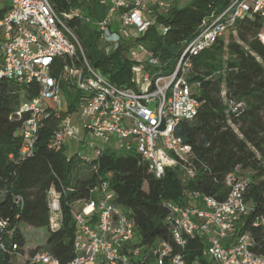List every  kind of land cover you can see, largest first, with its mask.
<instances>
[{
  "label": "built area",
  "instance_id": "1",
  "mask_svg": "<svg viewBox=\"0 0 264 264\" xmlns=\"http://www.w3.org/2000/svg\"><path fill=\"white\" fill-rule=\"evenodd\" d=\"M104 1L105 14L94 26L98 39L107 43L115 14L126 30L122 38H136L152 27L153 18L166 17L175 4V0ZM76 6H71L70 0H0V79L38 88L37 95L21 101L15 113L20 121L16 132L21 139L19 155H30L42 123L52 113L65 110L61 84L66 83L83 94L75 112L78 127L72 119L74 113L64 115L49 139L50 149L65 146L66 141L76 140L79 132L85 130L101 142L99 147L93 146L89 156L81 158L85 161L97 158L104 148L136 154L155 179H161L168 168L178 170L182 183L195 178L199 171H209L191 146L175 135L176 126L182 121H193L199 108L195 92L199 84L187 80L192 60L217 40L230 32L234 34L236 20L250 9L261 18L257 38L264 47V0H234L221 13L203 19L168 74L159 69L157 57L145 44L134 43L127 49L132 75L137 79L131 80V87L114 85L90 65L70 23L80 19L90 25L91 20L83 17ZM156 31L164 34V25L158 24ZM103 49L106 54L115 50L107 45ZM76 56L80 57V64L74 63ZM154 69L156 76L152 74ZM221 98L226 124L240 137L235 120L244 113L246 105L227 98L224 89ZM241 172L236 167L226 174V194L222 199L185 191L188 204L165 202L170 240H157L151 246L141 244L132 212L117 203L107 182L100 183L91 190L94 198L70 204L76 229L75 256L65 264H145L151 255L156 264H186L182 251L195 237L203 244L204 263L191 264H264V255L252 251L250 235L236 234L239 223L252 211V205L245 201L250 178ZM47 205L50 218L61 216L59 194L53 188L47 193ZM256 223L264 225V218ZM17 250L13 229L0 217L1 258L9 257L11 264L14 257H20L22 264H61L47 251L24 258Z\"/></svg>",
  "mask_w": 264,
  "mask_h": 264
},
{
  "label": "trees",
  "instance_id": "2",
  "mask_svg": "<svg viewBox=\"0 0 264 264\" xmlns=\"http://www.w3.org/2000/svg\"><path fill=\"white\" fill-rule=\"evenodd\" d=\"M234 0H190L181 8H174L166 17L152 19V27L141 37L120 38L114 51L106 54L98 48L96 32L80 19L70 23L77 35L90 65L117 86L131 87L132 61L127 49L142 42L157 57L161 71L172 70L201 21L219 14ZM79 0H70L77 5ZM3 10H0V18ZM163 24L164 34L156 31ZM262 21L250 9L236 20L228 39H219L208 50L192 60L187 80L199 84L195 90L199 108L191 122H180L175 135L190 145L197 158L209 167L199 171L195 178L182 183L178 170L168 168L161 179L147 172L146 164L136 154L114 156L102 152L88 161L67 156L65 147L50 149L49 139L60 119L77 111L83 94L73 86L62 83L65 110L52 113L40 129L32 153L21 157V139L17 136L20 121L15 118L21 101H29L38 93L34 84L17 86L0 79V217L13 229L18 253L31 258L37 252L47 251L61 264L71 261L75 254L73 241L75 223L70 204L77 200L94 198L91 190L107 182L116 195L117 203L132 212L135 231L142 245L151 246L157 240H170L165 219V202L188 204L185 191H198L222 199L226 194L223 180L226 174L239 167L248 172L250 183L245 201L252 211L237 226L236 234L248 233L253 242L252 251L264 255V225L256 223L264 218V47L257 35ZM74 63L80 64L79 56ZM155 70V69H154ZM152 72L156 76V72ZM227 98L243 101L244 113L235 120L239 135L226 124L221 91ZM25 116V115H24ZM53 188L59 194L61 226L49 227L47 193ZM46 229L48 237L43 246L28 245L23 228ZM200 238L188 240L182 251L186 264L204 263ZM0 264H11L10 258L0 257Z\"/></svg>",
  "mask_w": 264,
  "mask_h": 264
},
{
  "label": "rangeland",
  "instance_id": "3",
  "mask_svg": "<svg viewBox=\"0 0 264 264\" xmlns=\"http://www.w3.org/2000/svg\"><path fill=\"white\" fill-rule=\"evenodd\" d=\"M190 0H175L174 8H181L185 6ZM80 11L81 15L83 17H88L91 20V24L89 25V32H96L95 30V24H97L101 18L104 16L106 11V2L104 0H79L77 6ZM112 36L109 38V42L102 41L100 39H97V46L98 48H102L103 46L107 45V48L115 49L117 46V43L120 41L119 39L123 37V32H126L124 30L119 22L118 15H114L112 17V27L110 28ZM96 36L98 38V34L96 32ZM229 34H227L224 37V40L228 39ZM143 71L141 72V75H143ZM169 71L165 70L163 74H168ZM131 80L136 82V76H131ZM146 85V83H145ZM62 99L64 101V95H62ZM50 103V102H49ZM73 114V113H72ZM77 113L74 112L72 115V119L74 121V124L78 126L77 121ZM81 141H84L83 143ZM101 145L100 139L93 137L90 133L86 132L85 130H82V133L79 132V136L76 140H68L65 142V154L67 156H73L76 155L77 158L87 157L91 154L93 146L99 147ZM104 153H112L114 156H121L124 153L123 152H114L112 150H105L103 148ZM241 174L245 177H249L248 172H241ZM51 219V220H50ZM58 226H61V216L53 215L51 218L49 217V227L51 229H55ZM23 234L25 237V241L29 242V246L32 245L36 246H43L45 243L48 232L46 229H30V228H23ZM12 264H22V260L20 257H14L12 259ZM145 264H156L154 255L146 257Z\"/></svg>",
  "mask_w": 264,
  "mask_h": 264
},
{
  "label": "crops",
  "instance_id": "4",
  "mask_svg": "<svg viewBox=\"0 0 264 264\" xmlns=\"http://www.w3.org/2000/svg\"><path fill=\"white\" fill-rule=\"evenodd\" d=\"M176 3V2H175ZM77 121H78V118H77ZM76 125V124H75ZM77 126V125H76ZM78 127V126H77ZM80 133H82V131H80Z\"/></svg>",
  "mask_w": 264,
  "mask_h": 264
}]
</instances>
